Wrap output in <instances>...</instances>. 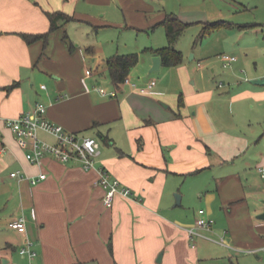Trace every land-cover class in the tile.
<instances>
[{"label":"crops","instance_id":"crops-1","mask_svg":"<svg viewBox=\"0 0 264 264\" xmlns=\"http://www.w3.org/2000/svg\"><path fill=\"white\" fill-rule=\"evenodd\" d=\"M147 5L0 0V192L12 188L0 209V264H258L264 256V84L251 81L264 70L222 90L204 70L200 82L183 71L177 86L156 81L142 91L148 82L133 78V66L135 85L117 87L107 59L119 52L112 53L113 39L101 31L119 24L118 12ZM59 10L73 19L59 18L47 42L24 38L49 32L48 12ZM162 46L145 49L150 66L159 53L148 48ZM98 85L118 93L103 94ZM38 100L47 104L52 122L81 134L97 132L103 142L95 168L51 155L40 162L26 157L6 120ZM39 136L56 141L43 129ZM101 166L134 196L117 194L107 205L98 183ZM14 170L47 177L33 184L10 176ZM201 208L214 222L191 234ZM18 215L26 217L25 233L9 225ZM26 239L38 250L33 259L21 252Z\"/></svg>","mask_w":264,"mask_h":264},{"label":"rangeland","instance_id":"rangeland-1","mask_svg":"<svg viewBox=\"0 0 264 264\" xmlns=\"http://www.w3.org/2000/svg\"><path fill=\"white\" fill-rule=\"evenodd\" d=\"M146 1L149 4L146 8L135 7L123 15L118 12L114 19L119 24L101 31L107 39H113L110 45L112 53L139 52L140 59L131 73L136 80L139 77L147 82L155 79L165 86H177L183 71L200 82L199 77L204 70L210 84L222 90L225 85L246 81L250 72L264 70V0ZM166 13L175 14L188 23L174 44L183 52L184 60L181 64L164 65L151 71L150 52L145 49L166 45L168 39L163 25H149L147 21L163 19ZM218 20H226L228 25L204 34L205 25ZM241 24L249 26L240 28ZM223 53L235 55L237 60L225 67L221 58ZM221 81L224 87L219 85ZM96 133L92 132L98 136ZM11 191L8 184L0 192V209L5 207L8 202L6 196ZM176 193L173 192L174 195ZM253 256L257 258L256 253ZM257 262L264 264V256L257 258Z\"/></svg>","mask_w":264,"mask_h":264},{"label":"built area","instance_id":"built-area-1","mask_svg":"<svg viewBox=\"0 0 264 264\" xmlns=\"http://www.w3.org/2000/svg\"><path fill=\"white\" fill-rule=\"evenodd\" d=\"M223 64L228 67L233 61L237 59L235 55L223 53L221 55ZM85 73L90 75L91 68H87ZM131 83V78L128 76L125 81ZM135 85V82H132ZM156 84L155 79H151L147 88H141L146 91ZM97 88L103 94L116 95L118 90L116 88L108 89L103 85H98ZM47 111V104L44 101H36L31 110H27L14 118H8L6 125L12 129L19 144L26 148V157L31 162H40L46 155H51L62 162H77L85 170H91L97 166L98 158L101 154V140L98 136L81 134L66 129L63 125L49 120L45 113ZM46 130L56 136V141L51 142L39 136V130ZM100 177L98 183L105 189L104 202L111 205L117 194L125 196H134V190L124 184L118 177L111 174L110 170L105 166L99 167ZM12 177H27L33 184L47 177V173L42 171L37 175H29L14 170L10 172ZM214 219L206 215L204 208L199 209V217L196 220L195 226L189 228L191 234H197L198 228L212 226ZM10 227L19 230L20 232H27V221L24 215L14 217L10 223ZM23 255L33 259L38 250L35 243L26 239L25 244L21 247Z\"/></svg>","mask_w":264,"mask_h":264},{"label":"trees","instance_id":"trees-1","mask_svg":"<svg viewBox=\"0 0 264 264\" xmlns=\"http://www.w3.org/2000/svg\"><path fill=\"white\" fill-rule=\"evenodd\" d=\"M48 15L51 21L50 31L42 34L23 33L22 35L27 41L30 42L38 38H44L45 42H47L49 33L60 26L58 20L59 18H65V21H70L71 19H73L71 15L60 10L55 12H48ZM158 24H162L165 26L168 37V44L162 47L148 49L155 53H159L162 57L163 64L165 65H177L182 63L184 60V54L180 49L176 48L174 44L177 41L179 35L188 26V23L175 14L166 13V16ZM224 24H227L226 20L209 22L205 25L204 34L213 31L214 29H217ZM248 26V24L239 25L240 28H246ZM65 39H67V35H65ZM69 42L71 43V45H73L71 41ZM107 61L111 79L113 83L116 84L117 87H119V85L124 82L125 79L129 76L131 68L138 63L139 53H117L108 57ZM13 85L14 84L10 86Z\"/></svg>","mask_w":264,"mask_h":264},{"label":"water","instance_id":"water-1","mask_svg":"<svg viewBox=\"0 0 264 264\" xmlns=\"http://www.w3.org/2000/svg\"><path fill=\"white\" fill-rule=\"evenodd\" d=\"M161 63H162L161 55H159V54L154 55L153 56V66L151 67V71L160 69ZM251 81L254 83H257V84H264V77L252 78ZM176 200H177L176 203H181V194H179V193L176 194Z\"/></svg>","mask_w":264,"mask_h":264}]
</instances>
